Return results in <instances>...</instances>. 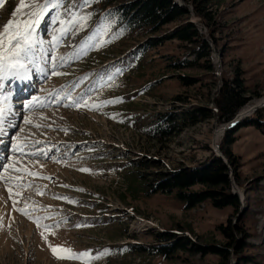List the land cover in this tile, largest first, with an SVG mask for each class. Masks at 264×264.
<instances>
[{
	"label": "rangeland",
	"instance_id": "1",
	"mask_svg": "<svg viewBox=\"0 0 264 264\" xmlns=\"http://www.w3.org/2000/svg\"><path fill=\"white\" fill-rule=\"evenodd\" d=\"M186 3L193 6L192 0ZM19 5L20 0L0 4V33L9 19L21 22V29L24 21L34 19L24 15L30 8L16 12ZM65 7L80 15L90 13L86 26L61 37L54 31L58 24L45 23L50 11L35 34L44 43L32 54V63L25 61L31 83L14 93L12 77L6 80L16 112L8 119L13 122L18 110L21 116L4 138L8 155L0 168V264H221L219 255L191 249L226 242L219 226L230 220L243 231L236 237L247 247L242 253L232 248L229 264L239 255L264 264L262 129L254 124L238 127L229 144L238 162V190L247 205L243 212L217 207L210 200L187 207L178 188L151 192L150 185L155 171L195 166L210 158L214 132L228 122L214 117L165 137L162 115L195 105L217 110L215 98L223 78L244 79L247 103L264 97V0H210L211 25L198 23L217 50L223 49L219 71L214 54L212 71L197 65L178 68V62L194 56L176 39L142 47L145 31L123 27L110 7L89 0L87 6L85 0H65ZM168 27L172 24L164 30ZM15 30L16 24L10 32ZM54 63L55 71L66 74L53 76ZM41 64L44 76L34 69ZM180 75L196 82L186 84ZM34 96L40 102L45 99L46 106L25 107ZM68 96L84 97L89 106L77 109ZM33 141L42 143H29L25 150L37 155L15 150ZM164 230L186 236L191 249L169 256L152 250L159 242L156 233ZM62 248L87 255L62 259Z\"/></svg>",
	"mask_w": 264,
	"mask_h": 264
},
{
	"label": "trees",
	"instance_id": "2",
	"mask_svg": "<svg viewBox=\"0 0 264 264\" xmlns=\"http://www.w3.org/2000/svg\"><path fill=\"white\" fill-rule=\"evenodd\" d=\"M93 3L103 7L111 6V14L116 16L123 27L133 30H144L148 35L142 47L153 46L164 43L167 40H179L188 45L190 55L193 60H183L178 62V68L182 66H200L203 69L212 71L213 54L210 44L204 39L197 25L191 21L189 10L186 6L180 5L176 0H91ZM188 1V0H187ZM194 13L197 21H210V0H192ZM210 20V21H209ZM172 24V27H165ZM213 31V30H212ZM218 45L216 44V47ZM223 49H220L222 52ZM186 84H193L196 80L187 75H180ZM247 86L240 76L233 79L223 78V84L215 98L217 110L206 105H195L192 109L177 112H167L161 118L166 124L161 129L165 137L173 135L181 130L195 126L201 121L218 117L220 122L229 121L234 117L241 107H244L249 97L247 96ZM180 99V96H177ZM242 109V108H241ZM240 109V110H241ZM264 108L258 110L252 117L242 120L235 128L227 131L221 142V149L229 158L230 164L234 167L236 179H239L237 169V157L232 153L229 144L235 140V132L243 125L254 124L264 131ZM155 165L156 162H154ZM156 167V166H155ZM151 192L172 191L175 188L180 190L179 195L187 202V207H196L207 200L217 207L232 206L239 211L241 203L238 195L232 192L229 178V168L225 161L216 155L195 166L180 167L172 170H158L151 174ZM200 185V189H193ZM226 242L223 244H209L205 246H195L189 248V240L186 236H179L173 231L164 230L156 233L158 244L153 245L152 250L164 253L167 256L177 250L191 249L202 255L209 253L217 254L221 257V264H229L231 249L237 248L238 253H242L247 247V242L240 241L236 234L241 231L239 226L230 220L227 226L220 225ZM140 244H136L138 246ZM146 249L144 246L140 248ZM149 248V247H148ZM147 248V249H148ZM252 256L239 255L238 261L234 264H254Z\"/></svg>",
	"mask_w": 264,
	"mask_h": 264
},
{
	"label": "snow or ice",
	"instance_id": "3",
	"mask_svg": "<svg viewBox=\"0 0 264 264\" xmlns=\"http://www.w3.org/2000/svg\"><path fill=\"white\" fill-rule=\"evenodd\" d=\"M4 0H0L2 4ZM85 6H87V0H85ZM30 8L32 11L24 13L25 16H28L30 19L24 21L23 28H20V23L9 19L4 25L3 32L0 33V81L7 79L9 76H12L17 79L26 80L29 79V67L25 61L32 63V54L37 49L38 45H42L44 41L36 38L35 34L37 30L41 27L42 21H45V16L51 11L52 15L48 21L45 23H51L53 25H59V28H54L55 32H59L60 36L68 35L73 30L79 31L81 28L86 26L87 20L90 19L91 14L80 15L78 12L73 11L72 9L65 7V0H32L30 4L26 3L25 0H20V5L16 9V12H19L23 8ZM62 10V11H61ZM16 12L13 15H16ZM16 24V30L10 32L12 26ZM79 25V27H77ZM7 37L5 41L3 37ZM53 40L56 43L59 42V37L54 36ZM98 46V45H97ZM53 60H58L63 63L66 62L63 56L53 57ZM56 64H53L52 75H64L66 73H61L55 71ZM23 70V73H21ZM40 72H43V68H39ZM4 85L0 83V101L4 103L0 105V137H4L8 134L9 128H16L17 125L9 120L8 118L12 115V104L11 93H6L3 91ZM70 103L75 106L77 109L85 106H89L88 100L84 97H80L79 100L68 96ZM111 101H103V103H110ZM39 103L40 107H45L46 104L40 102L39 97H32V100L25 107L31 108L33 105ZM100 105L93 104L91 107L98 108ZM45 117H41L44 119ZM26 123H31L30 120H25ZM42 125L36 124L35 127H41ZM0 143H3V140L0 139ZM29 143L40 144L41 141L26 142L22 145L15 146V150L20 151L22 155H37V151L28 152L25 149L29 146ZM40 154L47 155V152L44 150H39ZM87 171V169H83ZM38 175V174H37ZM2 178V177H0ZM11 191V190H9ZM20 211H25L24 209H19ZM40 218L38 217L37 220ZM45 228L51 227V225H44ZM52 247L51 245H49ZM52 251L57 253V248L52 247ZM60 252L64 255L59 256L62 259H78L87 255V253H77L68 248L60 249Z\"/></svg>",
	"mask_w": 264,
	"mask_h": 264
},
{
	"label": "water",
	"instance_id": "4",
	"mask_svg": "<svg viewBox=\"0 0 264 264\" xmlns=\"http://www.w3.org/2000/svg\"><path fill=\"white\" fill-rule=\"evenodd\" d=\"M177 2L180 5L186 6L189 10L190 16H191V21L194 22L197 26L198 29L200 31V33L202 34V27L198 25L195 14H194V7L190 4L186 3V0H177ZM205 40H207L211 46H212V51L215 55H218V62L219 65L222 64L221 59L223 56L222 52H218L216 50V48L212 45V42L204 37ZM216 71H219V67L216 68ZM218 74V73H217ZM264 108V102L258 105L253 106L251 109H249L247 112H245V114L243 116L240 115V110L234 115V117L229 120L228 122H226L223 126V129L225 131L234 128L236 125H238L243 119H246L248 117H250L252 114H254L257 110H260ZM217 130V129H216ZM216 131L214 132V136H215ZM218 140H216L215 138H213V148L215 150V155L221 157L225 163L227 164V167L229 168V178L231 181V187H232V191L234 194L238 195L240 202H241V207H240V213L243 212L246 209V204H245V196L243 193V196L240 194L239 190H238V186L236 183V179H235V174H234V169L231 167L229 158L225 155V153L222 151L220 145L217 142ZM235 262L232 261L231 264H234Z\"/></svg>",
	"mask_w": 264,
	"mask_h": 264
},
{
	"label": "bare ground",
	"instance_id": "5",
	"mask_svg": "<svg viewBox=\"0 0 264 264\" xmlns=\"http://www.w3.org/2000/svg\"><path fill=\"white\" fill-rule=\"evenodd\" d=\"M216 59H218V56H217V58ZM219 64V63H218ZM38 68V70H39V68H43V64H41V67L40 66H37ZM44 69V68H43ZM40 72V71H39ZM43 72H46V68L44 69V71ZM21 73H23V70H21ZM28 75H29V79H26V80H21V79H17V78H14V77H12V76H9L7 79H5V80H3L2 81V83H3V85H4V89H3V91L4 92H6V93H11V92H9V91H12V90H10V88H7L6 89V80H8L10 77H12V81H14V84L13 85H15V81H17V85H16V87H15V89H18L22 84H24V81H25V83H30L29 82V80L31 79V73L30 72H28ZM44 76V75H43ZM8 85V84H7ZM8 87V86H7ZM30 87H31V85H30ZM34 90H35V87L33 88ZM11 95H13V94H11ZM11 100H13V98H11ZM10 100V101H11ZM12 102V101H11ZM264 102V97L262 98V99H259V100H256V101H253V102H249V103H247L246 104V106L242 109V111L240 112V115L241 116H243L244 114H245V112H247L249 109H251L252 107H253V105H255V104H261V103H263ZM14 109H15V107L14 106H12V114H15L16 112L14 111ZM18 116L19 115H15V119L13 120V122L14 123H16L17 122V118H18ZM10 130V128L8 129V131ZM224 129H223V126H222V128H220V129H218L217 131H216V133H215V139L216 140H219V138L224 134ZM8 135H6V136H4V137H2V140H3V143H0V150L1 151H6V149H4L5 148V146H6V143H5V140H4V138L5 137H7ZM0 139H1V137H0ZM4 155L6 154L5 152L3 153ZM0 156H1V154H0ZM2 159V156L0 157V160ZM12 159V158H11ZM1 162V161H0ZM7 167V166H6ZM3 173H5V170H4V172ZM1 174H2V172H1ZM1 177H2V175H1ZM4 177V176H3ZM2 179V178H1ZM0 185H1V183H0ZM2 186H0V188H1ZM1 197V196H0ZM6 204V203H5ZM6 206V205H5ZM6 211H7V209H6ZM6 214V213H5ZM4 216V215H3ZM2 216V217H3ZM1 219H3V218H1ZM4 220V219H3ZM2 222V221H1ZM146 225H147V221H146Z\"/></svg>",
	"mask_w": 264,
	"mask_h": 264
}]
</instances>
